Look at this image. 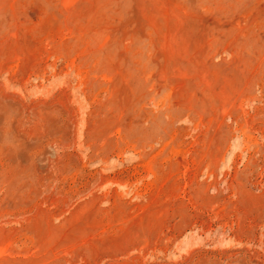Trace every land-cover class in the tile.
I'll list each match as a JSON object with an SVG mask.
<instances>
[{
    "label": "rangeland",
    "instance_id": "1",
    "mask_svg": "<svg viewBox=\"0 0 264 264\" xmlns=\"http://www.w3.org/2000/svg\"><path fill=\"white\" fill-rule=\"evenodd\" d=\"M0 264H264V0H0Z\"/></svg>",
    "mask_w": 264,
    "mask_h": 264
}]
</instances>
